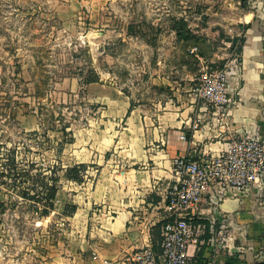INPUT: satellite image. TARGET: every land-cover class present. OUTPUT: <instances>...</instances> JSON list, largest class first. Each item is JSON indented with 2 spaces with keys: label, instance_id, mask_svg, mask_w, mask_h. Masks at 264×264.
I'll return each instance as SVG.
<instances>
[{
  "label": "rangeland",
  "instance_id": "374dc122",
  "mask_svg": "<svg viewBox=\"0 0 264 264\" xmlns=\"http://www.w3.org/2000/svg\"><path fill=\"white\" fill-rule=\"evenodd\" d=\"M260 2L0 0V141L19 169L60 177L74 130L97 114L83 88L90 72L136 108L197 99L238 58L235 20ZM175 19L188 22L190 39L177 36ZM9 182L0 178V264H47L66 225L64 199L44 214Z\"/></svg>",
  "mask_w": 264,
  "mask_h": 264
},
{
  "label": "crops",
  "instance_id": "0c3cea01",
  "mask_svg": "<svg viewBox=\"0 0 264 264\" xmlns=\"http://www.w3.org/2000/svg\"><path fill=\"white\" fill-rule=\"evenodd\" d=\"M259 4L235 20L245 42L226 70L232 103L228 115L192 96L148 111L131 108L132 101L111 85L83 87L97 114L88 118L86 128L74 130L63 150V167H88L80 183L60 176L57 199L76 210L65 214L62 237L47 264L117 262L153 244L156 225L166 219V193L177 157L208 160L245 133L264 140V0ZM197 117L203 126L193 132ZM263 197L264 178L247 193L226 198L216 193L204 205L205 221L217 229L224 222L229 233L227 246L212 254L211 262L264 264ZM204 253L194 257L195 264L203 263L209 254Z\"/></svg>",
  "mask_w": 264,
  "mask_h": 264
},
{
  "label": "built area",
  "instance_id": "2783aa9c",
  "mask_svg": "<svg viewBox=\"0 0 264 264\" xmlns=\"http://www.w3.org/2000/svg\"><path fill=\"white\" fill-rule=\"evenodd\" d=\"M228 78L225 71L207 79L194 90L196 98L228 115L232 109ZM202 126L203 118L197 117L190 128L197 132ZM263 178L264 140L258 134H241L205 161L177 157L173 161V183L166 193L167 222L162 228L161 252L147 242L123 260H102V264H195L194 257L203 249V254H209L202 264H214L212 254L227 246L229 233L224 222L217 229L205 221L204 205L211 204L216 193L221 198L247 193ZM261 202L264 205V197Z\"/></svg>",
  "mask_w": 264,
  "mask_h": 264
},
{
  "label": "trees",
  "instance_id": "16d2710c",
  "mask_svg": "<svg viewBox=\"0 0 264 264\" xmlns=\"http://www.w3.org/2000/svg\"><path fill=\"white\" fill-rule=\"evenodd\" d=\"M172 29L180 38L190 39L192 37L191 29L185 19H175ZM244 42L245 39L241 38L239 53L242 51ZM98 82H100L99 75L95 72H90L87 79L83 82V85L88 86L89 84ZM132 107L133 105L131 108ZM0 167H2V169H0V178L10 180V182L6 184L11 187L13 191L17 192V194H22V197L25 200L34 201L36 206L41 208L44 214H48L55 207V201L58 197L60 188V177H58L54 171H51V174L53 175L49 177L48 175H45L42 170H38L39 172L36 175H32L30 171L19 169L17 166L15 150H6L2 141H0ZM87 167L88 166L84 164L68 167L65 169V178L80 183L83 181V175L85 174ZM5 182L7 181H2L1 183ZM22 186H24L23 191H21ZM32 193H35V195H32ZM75 210L76 207L67 205L65 208V214L71 216ZM166 222L167 220L165 219L157 224L152 234L153 247L157 253L161 252V233Z\"/></svg>",
  "mask_w": 264,
  "mask_h": 264
}]
</instances>
